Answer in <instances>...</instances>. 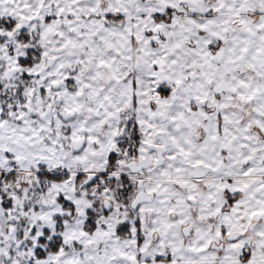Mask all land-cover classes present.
Wrapping results in <instances>:
<instances>
[{
	"label": "snow or ice",
	"instance_id": "obj_1",
	"mask_svg": "<svg viewBox=\"0 0 264 264\" xmlns=\"http://www.w3.org/2000/svg\"><path fill=\"white\" fill-rule=\"evenodd\" d=\"M0 264H264V0H0Z\"/></svg>",
	"mask_w": 264,
	"mask_h": 264
}]
</instances>
